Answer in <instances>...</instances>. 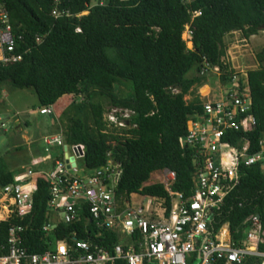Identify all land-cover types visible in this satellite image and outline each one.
Here are the masks:
<instances>
[{
	"label": "trees",
	"instance_id": "1",
	"mask_svg": "<svg viewBox=\"0 0 264 264\" xmlns=\"http://www.w3.org/2000/svg\"><path fill=\"white\" fill-rule=\"evenodd\" d=\"M92 1L0 0V10L8 14L16 39L14 55H22L21 61L0 62V88L33 90L42 108H53L64 96L83 98L61 112L67 121L61 135L67 145L85 147L84 172L106 166L111 153L122 166L116 189L120 203L138 194L164 198L169 208L163 185L144 184L153 173L169 170L176 175L175 192L186 198L194 194L193 151L183 148L180 139L187 135L188 123L203 113L195 91L207 78L201 76L204 61L224 71L223 84L230 81L232 71L222 63L224 39L237 31L245 39L264 31V0H95L91 6ZM197 11L201 15L193 18ZM84 12L88 14L82 15ZM186 25L193 33L192 50L182 40ZM257 61L259 67L247 73L257 127L248 133L231 132L226 138L239 149L249 141L250 155L259 153L261 142L264 144V48ZM122 86L129 91L125 95ZM188 95L195 97L186 102ZM102 100L111 108L132 112L120 134L108 130ZM33 147L23 167L33 157L44 155L38 142ZM22 170L12 172L7 160L0 158V188L11 184ZM240 175V184L209 224L214 236L228 224L236 243L241 240L235 237L236 231L248 227L246 222L252 216H259L264 227V166H242ZM37 182L32 214L0 222V251L7 244L9 229L21 226L30 253H44L51 242L72 243L73 234L113 253L120 235L102 231V236L96 237L86 211L78 222L67 225L59 221L52 231H44L49 220V186L44 177H38ZM257 262L251 257L245 264Z\"/></svg>",
	"mask_w": 264,
	"mask_h": 264
},
{
	"label": "built area",
	"instance_id": "2",
	"mask_svg": "<svg viewBox=\"0 0 264 264\" xmlns=\"http://www.w3.org/2000/svg\"><path fill=\"white\" fill-rule=\"evenodd\" d=\"M200 15L201 12H194L193 18ZM186 30L192 50L191 26L186 25ZM15 49L10 19L4 10H0V62L21 61L22 55H14ZM222 63L227 67L224 61ZM223 72L219 66L211 67L204 61L201 76L211 73L221 76ZM225 87V92L212 101L203 102V113L188 123L187 135L180 139L183 148L193 151L194 194L186 198L175 192L172 189L175 173L160 171L167 175L156 184L163 185L167 191L169 208L164 198L138 194H132L129 200L120 203L116 189L122 177V166L111 158V153L106 166L80 176L78 160L85 157V147L67 145L62 135L46 137L44 155L33 157L30 168L15 175L11 184L0 188V222L14 217L25 219L32 214L37 178L44 177L50 195L49 220L44 231H52L59 221L67 225L78 222L81 213L86 211L87 221L97 230L96 237H101L102 231H114L121 241L113 246L112 253L89 238L82 239L73 234L72 243L51 242L44 253H30L24 244V228L11 227L7 244L1 249L5 253L0 254V264H118V261L125 264H245L251 257L258 259L256 264H264V251L261 250L264 227L260 217L250 218L246 238L241 243L222 241L218 234L214 236L209 230L214 213L240 184L241 167L257 163L264 166L262 142L261 151L250 155L249 141L242 149L226 141L231 132L248 133L257 127L247 73L232 71L229 85ZM51 113V107L40 111L41 115ZM130 116L116 113L115 120L109 121L115 128L125 127V120ZM1 132L7 131L0 117ZM54 147L65 149L76 165L68 168L71 163L67 164L65 158H54ZM50 162L53 163L51 170H34ZM135 198L141 200L135 204Z\"/></svg>",
	"mask_w": 264,
	"mask_h": 264
},
{
	"label": "rangeland",
	"instance_id": "3",
	"mask_svg": "<svg viewBox=\"0 0 264 264\" xmlns=\"http://www.w3.org/2000/svg\"><path fill=\"white\" fill-rule=\"evenodd\" d=\"M191 1L192 0H190L189 3ZM95 2L96 1L93 0L91 6H94L96 4ZM86 14H88V12L82 13V15ZM187 35L188 33L186 30L182 34V40L186 42L187 49L190 50L192 45H189L190 42L188 41L189 37ZM38 42H40V40H38ZM224 42L226 45V53L222 58V61H225V65L229 67V70L248 73V71L259 67L257 54L264 48V31L256 36H252L250 39H245L243 34L237 31L227 35ZM208 77L210 86L207 88L196 87L197 89L195 91V96L199 97L202 103H206V101L210 100L212 101L217 97L215 96L217 95L214 93L215 91L223 93L226 88L222 85L223 83L217 76L211 73ZM121 90L123 95L129 92L124 86L121 87ZM195 96L188 95L185 96L184 99L186 102H190ZM82 99L83 98L78 99L76 96L62 98L52 108V115H41L40 111L42 107L40 106L37 95L33 90H19L10 86L0 88V117L3 119L7 131L6 133L1 132L0 134V158H5L7 160L12 172H16V169H23V160L25 157L33 154V146L37 144V142L43 144L46 137L63 134V125L67 124V121L61 118V112L66 110L72 101L76 100L79 102L82 101ZM101 102L105 108L104 121L107 124L108 130L120 134V130L124 129V126L116 129L113 127V122L109 121V119L114 121L115 119L113 116L116 113L131 115V111L120 108H111L106 100H102ZM87 114L89 124L92 125L89 110L87 111ZM19 147H21L23 151H17V148ZM53 154L58 157L64 155L63 150L60 147H55V151H52V155ZM52 167L53 163L50 162L47 165L37 167V170L48 171L51 170ZM78 168L80 169L79 175H83L84 169L81 160H78ZM164 175L167 174H165V172L153 174L149 182L145 183L144 186L156 185V183L159 182L161 183L163 178H165ZM140 200L141 198H135V204ZM243 231L244 235L241 239L242 241L246 238L248 228L246 227Z\"/></svg>",
	"mask_w": 264,
	"mask_h": 264
},
{
	"label": "crops",
	"instance_id": "4",
	"mask_svg": "<svg viewBox=\"0 0 264 264\" xmlns=\"http://www.w3.org/2000/svg\"><path fill=\"white\" fill-rule=\"evenodd\" d=\"M193 43V42H192ZM224 63H225V61H224ZM228 67V66H227ZM228 69H229V67H228ZM224 73V72H223ZM222 73V74H223ZM213 75H215V76H217L219 79L221 78V76H218V75H216V74H213ZM209 76V75H208ZM208 76H206L207 78H206V81L205 82H203L204 84L202 85V86H200V87H204V88H207V87H209L210 86V81H209V77ZM221 80V79H220ZM222 82V81H221ZM229 82L230 81H227L225 84H222L224 87L225 86H228L229 85ZM196 87V86H195ZM196 89V88H195ZM204 91H206V90H204ZM215 94H217V95H215V96H218L219 95V92H217V91H215L214 92ZM64 98H68V96H64L63 97V99ZM62 99V98H61ZM66 100V99H65ZM201 100V99H200ZM39 144H40V147L41 148H43L44 147V145L43 144H41L40 142H38ZM63 150V149H62ZM55 151V147L53 148V152ZM63 154L64 155H62L61 157H58V156H56L55 154H53V157L54 158H57V159H63V158H65V154H66V151H65V149L63 150ZM32 160V159H31ZM31 160H30V162H31ZM28 168H30V164L27 166V167H23V169L24 170H22V171H20V173L21 172H25ZM37 168H35L34 170H36ZM19 170V169H18ZM163 171V170H162ZM158 172H160V171H157V172H155V173H158ZM85 173V172H84ZM155 173H153V174H155ZM152 174V175H153ZM151 175V176H152ZM193 183H194V178H193ZM48 213V212H47ZM249 222H250V219L249 220H247V222H246V224H249ZM226 226V227H225ZM248 229H249V226L247 227ZM245 229V228H244ZM243 229V230H244ZM226 231V235L225 236H223V231ZM228 230V231H227ZM243 230H240V229H238L237 231H236V234H235V237L236 238H239V239H242V237H243V235H244V231ZM238 233H242V235H241V237H237L236 235L238 234ZM218 236H220V239L223 241V240H232V241H234V239H233V235H232V233H231V230H230V227H229V225L228 224H225L222 228H221V230L219 231V233H218ZM223 238V239H222ZM242 242V240H240V242L239 243H241ZM50 246H51V244H50Z\"/></svg>",
	"mask_w": 264,
	"mask_h": 264
},
{
	"label": "water",
	"instance_id": "5",
	"mask_svg": "<svg viewBox=\"0 0 264 264\" xmlns=\"http://www.w3.org/2000/svg\"><path fill=\"white\" fill-rule=\"evenodd\" d=\"M65 159H66L67 164L71 163V165H68V168H70L71 166H75L76 165L74 158L73 157H69V155L67 153L65 154ZM258 218H259V216H258ZM241 235H242V233H238L236 236L237 237H241Z\"/></svg>",
	"mask_w": 264,
	"mask_h": 264
},
{
	"label": "bare ground",
	"instance_id": "6",
	"mask_svg": "<svg viewBox=\"0 0 264 264\" xmlns=\"http://www.w3.org/2000/svg\"><path fill=\"white\" fill-rule=\"evenodd\" d=\"M190 46H191V43L189 44ZM0 58H1V54H0ZM226 227V226H225ZM228 231V230H227ZM226 235V231L224 230L223 231V236H225ZM223 239V238H222Z\"/></svg>",
	"mask_w": 264,
	"mask_h": 264
}]
</instances>
